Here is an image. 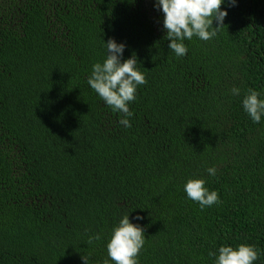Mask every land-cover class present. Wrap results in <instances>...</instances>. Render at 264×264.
<instances>
[{
    "label": "trees",
    "instance_id": "16d2710c",
    "mask_svg": "<svg viewBox=\"0 0 264 264\" xmlns=\"http://www.w3.org/2000/svg\"><path fill=\"white\" fill-rule=\"evenodd\" d=\"M153 2L0 0V264H104L128 211L139 264H213L210 251L241 243L264 264V118L241 103L264 97V0L222 4L217 36L185 40L183 57ZM109 38L147 81L129 128L87 83ZM193 177L219 202L187 198Z\"/></svg>",
    "mask_w": 264,
    "mask_h": 264
},
{
    "label": "clouds",
    "instance_id": "9594fccd",
    "mask_svg": "<svg viewBox=\"0 0 264 264\" xmlns=\"http://www.w3.org/2000/svg\"><path fill=\"white\" fill-rule=\"evenodd\" d=\"M236 0H154L153 7L163 13L162 26L165 38L169 41L168 48L176 57L187 54L185 40H192L195 36L199 40L209 41L217 36L227 15L226 7L222 4L234 6ZM215 21V27L213 26ZM105 56L101 61L91 65L87 77L88 86L98 97L110 107L113 112L120 114L118 123L125 128L131 127L130 117L133 116L129 105L136 100L137 88L145 84L146 77L137 65L136 56L130 55L123 59L126 45L113 38L104 41ZM233 96L240 95L238 87H232ZM243 111L254 123H260L264 118V97L261 93L249 89L242 98ZM210 177H215L217 169L214 166L205 168ZM203 177H193L186 180L183 190L187 198L199 204L203 210L219 202L217 191L209 190ZM129 212V211H128ZM128 212L113 226L106 243L107 259L104 264H139L138 254L145 244L144 229L139 224L130 222ZM140 219L139 216L136 217ZM101 235L93 233L88 243L99 241ZM258 250L250 245L241 243L233 247L222 244L215 252H209L213 257V264H255L259 258ZM84 264H88L82 257Z\"/></svg>",
    "mask_w": 264,
    "mask_h": 264
}]
</instances>
